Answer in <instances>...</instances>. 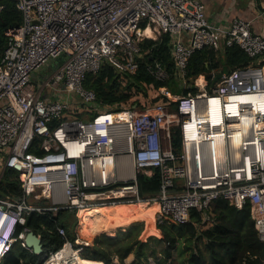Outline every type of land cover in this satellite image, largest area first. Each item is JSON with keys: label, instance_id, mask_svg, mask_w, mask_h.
<instances>
[{"label": "built area", "instance_id": "obj_1", "mask_svg": "<svg viewBox=\"0 0 264 264\" xmlns=\"http://www.w3.org/2000/svg\"><path fill=\"white\" fill-rule=\"evenodd\" d=\"M16 1L23 22L6 32L0 63V170L17 173L35 201L0 198V264L15 241L4 235L7 220L23 225L36 212L79 214L116 205H157L156 225H183L193 211L207 217L219 200L239 210L249 203L264 242V36L250 22L218 27L200 0ZM148 29L153 37L145 35ZM161 34L170 35L180 88L195 92L152 90L153 98L175 102L174 112L163 100L101 106L85 87L88 76L104 66L121 78L135 74L149 53L142 43ZM232 47L251 60L246 68L223 73L215 85L206 77L188 84L194 53ZM61 57L64 63L48 78L36 76ZM147 70L158 81L169 79L163 66ZM172 127L181 133L180 154L173 152ZM154 170L160 192L142 196L138 175ZM29 232H20L17 242L31 251ZM58 233L67 237L65 228ZM88 245L66 238L44 264L66 250L74 255L60 264H72Z\"/></svg>", "mask_w": 264, "mask_h": 264}, {"label": "trees", "instance_id": "obj_2", "mask_svg": "<svg viewBox=\"0 0 264 264\" xmlns=\"http://www.w3.org/2000/svg\"><path fill=\"white\" fill-rule=\"evenodd\" d=\"M23 22L22 12L17 8L16 0H0V63L8 44L6 32L20 26ZM145 28V25L142 26ZM144 52L149 51L139 61L135 74L121 78L115 70L104 66L97 74H91L85 81L87 89L94 90L101 106L120 103L154 104L158 101L170 102V111L174 112L176 103L159 95L149 101L152 90L166 88L173 96L195 92L180 88L176 78V67L171 55V38L161 34L157 40L145 39L142 43ZM251 60L238 47L216 52L212 48L197 51L189 62L188 84H193L201 76L210 84L219 73L228 74L236 69H244ZM148 65L163 66L169 79L161 82L151 76ZM180 93V94H179ZM170 138L175 154L181 153L182 138L178 127L170 129ZM33 152L40 154L36 146ZM0 198L15 202L30 199L24 194L22 183L17 173L5 170L1 177ZM139 190L142 196H155L160 192L159 171L154 170L150 176L138 175ZM45 205V200L38 202ZM157 205L145 204L116 205L82 210L79 213L81 228L91 224L87 231L92 232L119 229L116 234H97L89 237V245L84 247L80 257L84 262H102L104 264H125L128 257L134 256L131 264H264V242L259 238L248 203L239 210L225 200H219L212 206L207 217L193 211L190 221L183 225L155 224ZM61 210L57 213H33L25 217L19 233L25 228L40 236L45 253L35 255L23 249L20 242L13 245L10 253L1 264H44L50 252L59 251L66 238L76 244L78 237L72 214ZM144 220L145 222H140ZM140 222V223H139ZM59 227L65 228L67 237L59 235ZM80 247V246H76Z\"/></svg>", "mask_w": 264, "mask_h": 264}, {"label": "crops", "instance_id": "obj_3", "mask_svg": "<svg viewBox=\"0 0 264 264\" xmlns=\"http://www.w3.org/2000/svg\"><path fill=\"white\" fill-rule=\"evenodd\" d=\"M200 1L205 7V12L208 20L214 25L225 28L229 27L234 19H243L244 21L250 22L252 24V28L255 33L264 36V0ZM203 79L204 76H201V80ZM0 171L3 172L2 169ZM128 226L129 225L119 228H125ZM116 229L118 228L115 227L108 230L112 231L111 234H114L113 231H116ZM94 233L98 232H93L92 234Z\"/></svg>", "mask_w": 264, "mask_h": 264}, {"label": "rangeland", "instance_id": "obj_4", "mask_svg": "<svg viewBox=\"0 0 264 264\" xmlns=\"http://www.w3.org/2000/svg\"><path fill=\"white\" fill-rule=\"evenodd\" d=\"M64 61H65L64 57H61V58H59L57 60V62H51L48 66L42 68L41 71H39L37 73V76L41 80L48 78L59 66H61L64 63ZM147 94H148V97H150L149 101L151 102L152 98L155 96L156 93L152 91V92L147 93ZM30 200L31 201H35L34 197H32ZM69 214L70 215L72 214V216H74L73 218H71V221L75 222V224H76L75 231H76V235L78 237L77 244H80V240L83 241V242L89 240L88 238L91 237V236H94L95 234L96 235L97 234H107V233L111 234V232H112L110 230H103V231H99L98 233L89 234L87 231L92 227L91 224L87 223L86 227L81 228V225H80L81 224V219L79 218V214H76L75 211L69 212ZM143 221L144 220H142L140 222H143ZM119 229H124V228H118V229H116V231H113V233L116 234V232ZM111 235H113V234H111ZM133 260H134V256L131 255L130 257L127 258L125 264H131ZM86 263H88V262H86Z\"/></svg>", "mask_w": 264, "mask_h": 264}, {"label": "water", "instance_id": "obj_5", "mask_svg": "<svg viewBox=\"0 0 264 264\" xmlns=\"http://www.w3.org/2000/svg\"><path fill=\"white\" fill-rule=\"evenodd\" d=\"M223 73H219L213 80L215 85L221 78ZM191 88V87H190ZM28 249H30L35 255L42 256L45 253L44 245L40 236L35 235L33 232H29L25 239Z\"/></svg>", "mask_w": 264, "mask_h": 264}, {"label": "clouds", "instance_id": "obj_6", "mask_svg": "<svg viewBox=\"0 0 264 264\" xmlns=\"http://www.w3.org/2000/svg\"><path fill=\"white\" fill-rule=\"evenodd\" d=\"M20 226L21 223L18 220H7V222L4 224L3 230L7 240H15L11 242L12 245L17 243Z\"/></svg>", "mask_w": 264, "mask_h": 264}, {"label": "bare ground", "instance_id": "obj_7", "mask_svg": "<svg viewBox=\"0 0 264 264\" xmlns=\"http://www.w3.org/2000/svg\"><path fill=\"white\" fill-rule=\"evenodd\" d=\"M145 35L151 36V37L154 36V34L152 33L151 29H148L146 31ZM247 99H251V98H247ZM73 255H74V253L72 251L66 250V251L62 252L59 256H57L53 261H50V264H60V262L62 260L67 259V258H69L70 256H73ZM72 264H104V263H102V262L94 263V262H90V261H88V263H86L80 257L75 256V262H73Z\"/></svg>", "mask_w": 264, "mask_h": 264}]
</instances>
